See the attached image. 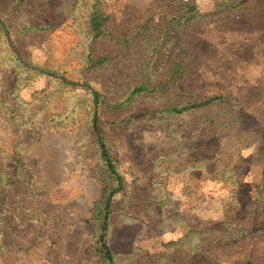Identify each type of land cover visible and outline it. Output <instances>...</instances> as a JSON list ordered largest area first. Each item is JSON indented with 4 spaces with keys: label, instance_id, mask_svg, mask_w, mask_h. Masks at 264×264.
<instances>
[{
    "label": "rangeland",
    "instance_id": "obj_1",
    "mask_svg": "<svg viewBox=\"0 0 264 264\" xmlns=\"http://www.w3.org/2000/svg\"><path fill=\"white\" fill-rule=\"evenodd\" d=\"M247 262L264 264V0H0V264Z\"/></svg>",
    "mask_w": 264,
    "mask_h": 264
},
{
    "label": "trees",
    "instance_id": "obj_2",
    "mask_svg": "<svg viewBox=\"0 0 264 264\" xmlns=\"http://www.w3.org/2000/svg\"><path fill=\"white\" fill-rule=\"evenodd\" d=\"M104 19V17L100 16L97 18H93V24H94V28L97 29L99 28L100 25V20ZM98 63H102L101 61H98ZM179 68V66H178ZM146 91V88L141 86L136 88L135 90L132 91V94L138 93V92H144ZM95 97V96H93ZM220 97H218L219 99ZM216 98H204L201 100H198L196 102H188L186 105L184 106H179V105H174V106H170L168 108V112L173 113V114H182L191 110H198V109H203L205 107H208L211 105V103L213 102V100ZM92 124H93V130L94 132L99 135V131H98V124H97V116L96 113H94L93 118H92ZM98 145L101 151V157L103 159V161L106 164L107 169L109 170V172L116 178V180L118 181L119 185L122 182V178L119 176V174L117 173L116 169L113 167L112 162L110 161V158L107 154V150H106V146L104 144V141L102 140V138H98ZM216 147H210L209 149V153L210 154H215L216 153ZM214 155L212 156V159H214ZM120 189V186L118 188V190ZM117 190V191H118ZM109 209H110V198H108L107 202H106V207H105V221L107 220L108 216H109ZM107 230V224H105L102 229H101V233L98 237V243L101 246V250L103 253V256L108 260L111 261L112 257H111V253H110V249L108 248V246L105 243L104 237H105V231ZM246 264H251L250 262H247Z\"/></svg>",
    "mask_w": 264,
    "mask_h": 264
}]
</instances>
